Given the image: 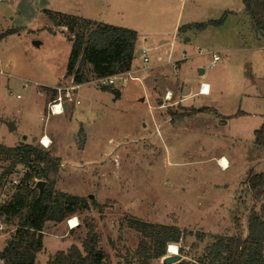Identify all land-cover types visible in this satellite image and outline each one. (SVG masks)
<instances>
[{
	"label": "rangeland",
	"instance_id": "1",
	"mask_svg": "<svg viewBox=\"0 0 264 264\" xmlns=\"http://www.w3.org/2000/svg\"><path fill=\"white\" fill-rule=\"evenodd\" d=\"M44 10L135 28L148 64L139 57L138 79L125 86H100L89 75L64 114L46 116L53 95L44 86L70 85L72 78L59 80L70 53L68 31L53 27ZM242 11V0L0 1V36L15 32L0 39V144L50 134L48 149L32 145L60 159L54 188L103 206L76 214L72 229L67 221L47 223L39 264L72 244L80 247L89 223L104 264H125L141 240L125 225L127 217L182 230L183 240L168 247L191 262L236 233L234 216L246 235L249 213L264 204L247 191L248 178L264 171V150L251 151L253 132L264 122V37ZM220 19L202 31H178ZM213 54L220 60L210 68ZM202 84L208 92L190 96ZM102 87L117 89L120 98ZM190 99L205 109L195 113ZM7 121L17 123L16 131ZM223 157L227 169L219 165ZM7 166L0 160V173ZM7 239L0 238V251ZM167 250L152 264H163Z\"/></svg>",
	"mask_w": 264,
	"mask_h": 264
},
{
	"label": "trees",
	"instance_id": "2",
	"mask_svg": "<svg viewBox=\"0 0 264 264\" xmlns=\"http://www.w3.org/2000/svg\"><path fill=\"white\" fill-rule=\"evenodd\" d=\"M242 6L254 33L264 37V0H242ZM43 12L53 27H66L68 31L66 40L70 43V53L64 79L71 77L75 84L82 85L89 81V75L98 79L131 69L137 50L136 31L49 10ZM222 21L186 25L178 31H202L208 26H218ZM49 32L55 33L52 27ZM14 33L8 30L0 39ZM45 89L55 94L54 89ZM102 91L110 92L115 100L120 98L117 89L102 87ZM203 109L194 112L201 113ZM185 116L188 115H180L179 119ZM251 149L253 154L256 150H264V122L253 132ZM0 160L8 162L0 173V188L17 166L29 168L12 197L0 206V217L16 226L0 251L2 264H39L36 258L43 250V229L47 223L61 224L90 208L103 210V206L94 200L54 188L60 159L46 150L26 143L14 147L0 144ZM38 181L44 182L43 187L37 186ZM247 191L253 202H264V171L248 178ZM124 221L128 228L141 236L133 257L125 258V264H152L166 255L168 245L177 244L184 237V232L175 226L148 223L134 217H127ZM233 223L235 234L218 238L196 261L181 259L175 264H264V204L259 212L251 210L249 213L246 235L235 216ZM86 227L80 247L72 244L66 251H57L45 264H104L107 256L99 247L100 237L91 223Z\"/></svg>",
	"mask_w": 264,
	"mask_h": 264
},
{
	"label": "built area",
	"instance_id": "3",
	"mask_svg": "<svg viewBox=\"0 0 264 264\" xmlns=\"http://www.w3.org/2000/svg\"><path fill=\"white\" fill-rule=\"evenodd\" d=\"M1 1V0H0ZM140 58L143 62V64L147 65L149 62V59L147 57V54L145 53L144 50H142L140 54ZM220 60V57L217 54L212 55V60L210 63V68L215 67L216 63ZM138 78L136 76H133L130 71H125L121 73L114 74L110 77H104V78H98L96 80V83L100 86H125L127 82L130 81H135ZM80 87V85L75 84L71 80L70 85L66 84H61V85H56L54 88L55 94L53 95V98L51 101L48 103L47 108H46V116L47 115H62L64 114L66 107H68L69 102H73V96H75V91ZM208 90V85L207 84H202L199 90V94H206L207 92L205 90ZM206 92V93H205ZM40 93H43L40 91ZM45 96V95H44ZM167 96L166 98H168ZM18 98V96H17ZM75 104H79V101L76 100ZM43 120V118H41ZM38 143L44 148L48 149L51 141L50 139L47 138L46 135H42L38 141ZM22 169H15L14 174L8 179L9 181H6L5 184L0 188V206L5 205L8 200L12 197L14 194L15 190L17 187L20 185L21 180L23 179V175H21ZM75 219L74 217L69 218L67 221V225L70 229L75 228L78 226V223L76 221V224L71 226L70 220ZM76 220V219H75ZM11 222L5 220L3 217H0V238H9L16 230V226L14 225L13 227L11 226ZM12 227V229H11ZM169 246L168 248H170ZM167 250V254H170ZM176 252V251H175ZM170 255H175V254H170Z\"/></svg>",
	"mask_w": 264,
	"mask_h": 264
},
{
	"label": "crops",
	"instance_id": "4",
	"mask_svg": "<svg viewBox=\"0 0 264 264\" xmlns=\"http://www.w3.org/2000/svg\"><path fill=\"white\" fill-rule=\"evenodd\" d=\"M78 17H80V18H84V19H87V20H92V21H96V22H101V23H106V24H110V23H107V22H105V21H102V20H98V19H96V18H88L87 16H83V15H77ZM110 25H113V24H110ZM113 26H116V25H113ZM117 27H120V26H117ZM121 27H125V26H121ZM125 28H129V29H132V30H134V31H136L137 32V30L135 29V28H132V27H125ZM137 34H138V32H137ZM139 36V35H138ZM35 44H37V43H35ZM174 46V45H173ZM136 48L137 49H141V50H144V48L140 45V42H139V40H137V42H136ZM181 50V49H180ZM182 51V50H181ZM140 57V56H139ZM140 58H134V60H133V62H132V65H131V69L129 70L130 72H131V74L132 75H134V76H136V74H137V70H135L136 68V66L139 64L138 62V60H139ZM64 74H65V72H63V74H61V76H60V78H59V80L61 79V78H63V76H64ZM82 86V85H81ZM44 88H51V87H47L46 85L44 86ZM191 92V94H190V96H192V97H194V95L195 94H199V91H198V89H196V90H193L192 91V89L190 90ZM194 91H196V93H194ZM121 95V94H120ZM199 95H202V94H199ZM190 96L188 97V98H190ZM45 97V96H44ZM191 97V98H192ZM118 100V99H117ZM46 102V101H45ZM189 102V106H193L194 108H196V109H200V107H197V106H194V105H192L191 104V99L188 101ZM79 104H80V101H79ZM79 104H77V105H79ZM67 108L68 107H66V110H67ZM205 108V107H204ZM9 122H12V124H13V126H14V129L13 130H9L10 132H13V131H16V129H17V123L15 122V121H7V122H5V125L7 126V123H9ZM80 125V122H78V123H76V124H74V126L72 127V129L71 130H74L76 127H78ZM7 129H8V127H7ZM75 134H76V132H74ZM41 135H46L47 136V138L48 139H51V136H50V134H46V133H43V134H41ZM39 138H40V136H39ZM39 138H33V140L32 141H27V138L25 137V138H23L22 140H25L26 139V142H24V143H26V144H34V142H38V139ZM22 140H21V142H22ZM18 142H20L19 140H16V143L18 144ZM15 143V144H16ZM4 247V246H3ZM68 248H66L64 251H66ZM43 251V250H42ZM41 253V252H40ZM39 253V254H40ZM39 254H37V258H36V260H37V262H38V256H39ZM55 253H53V254H49L48 255V259L51 257V256H53ZM47 259V260H48ZM46 260V261H47ZM46 261H45V263H46ZM1 263V262H0Z\"/></svg>",
	"mask_w": 264,
	"mask_h": 264
},
{
	"label": "water",
	"instance_id": "5",
	"mask_svg": "<svg viewBox=\"0 0 264 264\" xmlns=\"http://www.w3.org/2000/svg\"><path fill=\"white\" fill-rule=\"evenodd\" d=\"M141 52H142L141 49H137L136 52H135V54H134V57L135 58H139ZM200 73L202 74L203 71L200 70ZM7 127H8L9 130H13L14 129V126H13L12 122L7 123ZM43 185H44V182L38 181V183H37V186L38 187L41 188V187H43ZM90 199H92V196H90ZM179 260H180V257L179 256H177V255H169V256H166L163 259L162 262H163V264H175V263L179 262Z\"/></svg>",
	"mask_w": 264,
	"mask_h": 264
},
{
	"label": "bare ground",
	"instance_id": "6",
	"mask_svg": "<svg viewBox=\"0 0 264 264\" xmlns=\"http://www.w3.org/2000/svg\"><path fill=\"white\" fill-rule=\"evenodd\" d=\"M206 92L208 91L207 89L205 90ZM205 92V93H206ZM220 166H221V168L222 169H227V167H228V161L226 160V158H222V159H220V164H219ZM76 221L77 220H75V219H71L70 220V224H71V226H73L74 224H76ZM173 249H174V247L173 246H171L170 247V250L168 251L170 254H175V251H173ZM176 250V249H175Z\"/></svg>",
	"mask_w": 264,
	"mask_h": 264
}]
</instances>
